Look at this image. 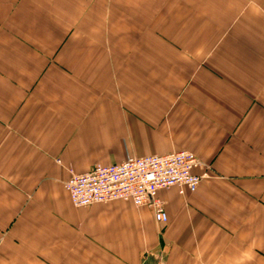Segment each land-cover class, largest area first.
Segmentation results:
<instances>
[{
    "label": "crops",
    "instance_id": "0c3cea01",
    "mask_svg": "<svg viewBox=\"0 0 264 264\" xmlns=\"http://www.w3.org/2000/svg\"><path fill=\"white\" fill-rule=\"evenodd\" d=\"M181 151L166 224L65 187ZM0 264H264V0H0Z\"/></svg>",
    "mask_w": 264,
    "mask_h": 264
},
{
    "label": "built area",
    "instance_id": "2783aa9c",
    "mask_svg": "<svg viewBox=\"0 0 264 264\" xmlns=\"http://www.w3.org/2000/svg\"><path fill=\"white\" fill-rule=\"evenodd\" d=\"M201 162L189 151L128 158L117 165H97L65 184L77 208L114 201L148 207L160 224L168 222L164 203L157 198L161 189L180 187V195L198 191L203 177L194 174Z\"/></svg>",
    "mask_w": 264,
    "mask_h": 264
}]
</instances>
